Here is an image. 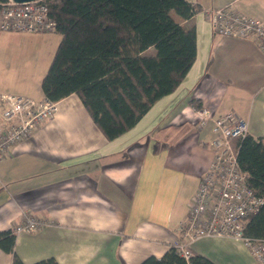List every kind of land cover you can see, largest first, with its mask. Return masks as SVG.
Returning <instances> with one entry per match:
<instances>
[{"label":"crops","instance_id":"1","mask_svg":"<svg viewBox=\"0 0 264 264\" xmlns=\"http://www.w3.org/2000/svg\"><path fill=\"white\" fill-rule=\"evenodd\" d=\"M187 1L198 7L181 20L195 29V59L176 89L132 127L108 139L71 93L0 159V230H13L26 214L48 221L15 233L14 251L25 264L49 257L59 264H139L161 257L180 237L178 224L214 155L211 120L201 124L198 108L213 117L234 110L246 119L248 134L264 140V53L252 36L215 32L201 11L230 6L264 20V0ZM60 39L56 30H0V92L41 99L44 65ZM3 107L0 100V131ZM189 246L215 264H258L230 236H203ZM0 264H13L12 253L0 248Z\"/></svg>","mask_w":264,"mask_h":264},{"label":"trees","instance_id":"2","mask_svg":"<svg viewBox=\"0 0 264 264\" xmlns=\"http://www.w3.org/2000/svg\"><path fill=\"white\" fill-rule=\"evenodd\" d=\"M6 1V0H0ZM61 39L41 79V89L58 101L76 93L108 139L132 127L160 97L174 91L196 56V32L181 20L198 7L187 0H48ZM200 107L198 100H192ZM234 146L248 184L264 197V140L246 134ZM248 236L264 237V203L244 225ZM15 233L0 230V248L13 264ZM31 264H59L53 257ZM139 264H215L174 246Z\"/></svg>","mask_w":264,"mask_h":264},{"label":"built area","instance_id":"3","mask_svg":"<svg viewBox=\"0 0 264 264\" xmlns=\"http://www.w3.org/2000/svg\"><path fill=\"white\" fill-rule=\"evenodd\" d=\"M213 30L221 35L254 37L264 53V20L243 14L230 6L203 8ZM48 0L0 1V30H56ZM4 103L1 117L6 126L0 131V159L10 148L28 138L57 109V101L46 95L39 100L16 93L0 92ZM201 124L211 120L214 134L213 158L201 174L187 215L178 224L180 237L172 246L186 259L192 254L189 244L203 236H230L243 242L258 264H264V237L245 234L247 217L259 210L264 197L248 184V172L237 159L236 138L248 133L246 119L234 110L213 117L207 108H198ZM45 218L26 214L14 233L31 231L47 224Z\"/></svg>","mask_w":264,"mask_h":264},{"label":"rangeland","instance_id":"4","mask_svg":"<svg viewBox=\"0 0 264 264\" xmlns=\"http://www.w3.org/2000/svg\"><path fill=\"white\" fill-rule=\"evenodd\" d=\"M30 32H35L36 34L37 33H39V34H44V33H46V31H44V32H40V31H30ZM50 32V31H49ZM48 64H49V62H48ZM48 64H45L44 65V69H47V65ZM40 71V68H38V66H37V72H39Z\"/></svg>","mask_w":264,"mask_h":264},{"label":"water","instance_id":"5","mask_svg":"<svg viewBox=\"0 0 264 264\" xmlns=\"http://www.w3.org/2000/svg\"><path fill=\"white\" fill-rule=\"evenodd\" d=\"M16 2H22V1H27V0H14Z\"/></svg>","mask_w":264,"mask_h":264}]
</instances>
